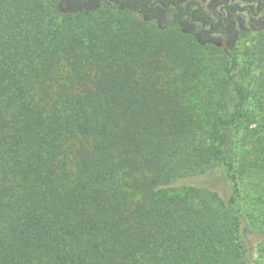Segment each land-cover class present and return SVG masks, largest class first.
Masks as SVG:
<instances>
[{"label": "trees", "instance_id": "trees-1", "mask_svg": "<svg viewBox=\"0 0 264 264\" xmlns=\"http://www.w3.org/2000/svg\"><path fill=\"white\" fill-rule=\"evenodd\" d=\"M89 1L0 0V264H252L234 155L243 127L261 168L264 91L236 44Z\"/></svg>", "mask_w": 264, "mask_h": 264}, {"label": "rangeland", "instance_id": "rangeland-1", "mask_svg": "<svg viewBox=\"0 0 264 264\" xmlns=\"http://www.w3.org/2000/svg\"><path fill=\"white\" fill-rule=\"evenodd\" d=\"M100 0H90L91 5L97 4ZM151 9L156 12L148 16L151 21H156L164 26H178L186 33L196 36L200 42L211 41L215 43H235L239 52L241 67L245 69V83L248 89L264 91V57L258 55L253 50L259 42L261 33H264V9L261 10L259 17H255V22L251 23L245 12H238L237 15L244 17V23L237 18L225 22L226 12L219 0H196L199 1L203 10L215 21L224 22L222 33L215 34L211 38L203 37V29L200 23H196L187 15H178L179 5L185 6L191 0H176L177 5L171 0H143ZM170 1V4H166ZM264 0H249L254 6ZM241 5H246L247 1L241 0ZM211 5V6H210ZM257 23V21H260ZM260 57V58H259ZM258 105L257 98L252 95L249 99V107L252 109ZM246 131L243 127L239 131V142L235 150L234 161L238 171V181L240 185L239 202L242 206L245 226L248 231V244L251 248L252 264H264V152L261 154L258 166H251L244 169L243 160L247 163L253 162L257 155V142L243 139ZM250 142V143H249ZM254 164V163H253Z\"/></svg>", "mask_w": 264, "mask_h": 264}, {"label": "flooded vegetation", "instance_id": "flooded-vegetation-1", "mask_svg": "<svg viewBox=\"0 0 264 264\" xmlns=\"http://www.w3.org/2000/svg\"><path fill=\"white\" fill-rule=\"evenodd\" d=\"M219 1L221 2L222 5H224L223 9L225 10L227 14L226 18H224L225 22H228V21L233 20L234 18H237L240 22L244 23L245 18L237 15L238 12L240 11V12H245L248 15V19L246 20H249L251 23H253L256 20L255 17H259L261 10L264 9V3L260 1L256 4V6H254L252 3H249L248 2L249 0H245L247 1L246 5H241L240 3L241 0H219ZM175 2L176 1H173L171 3L175 4ZM166 4H170V1H168V3ZM231 6H237V9L234 10L233 8H231ZM212 20L214 19L212 18ZM220 22L221 21L219 20L218 23ZM260 22L261 20L257 21V23H260ZM222 23L224 24V22Z\"/></svg>", "mask_w": 264, "mask_h": 264}]
</instances>
